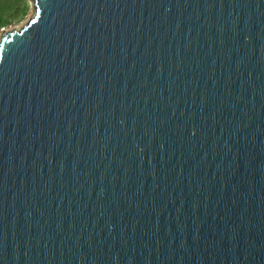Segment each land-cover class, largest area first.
<instances>
[{
    "label": "water",
    "instance_id": "95a60500",
    "mask_svg": "<svg viewBox=\"0 0 264 264\" xmlns=\"http://www.w3.org/2000/svg\"><path fill=\"white\" fill-rule=\"evenodd\" d=\"M0 37V264H264V0H31Z\"/></svg>",
    "mask_w": 264,
    "mask_h": 264
},
{
    "label": "rangeland",
    "instance_id": "374dc122",
    "mask_svg": "<svg viewBox=\"0 0 264 264\" xmlns=\"http://www.w3.org/2000/svg\"><path fill=\"white\" fill-rule=\"evenodd\" d=\"M32 11L31 0H0V37L4 31L20 28Z\"/></svg>",
    "mask_w": 264,
    "mask_h": 264
}]
</instances>
